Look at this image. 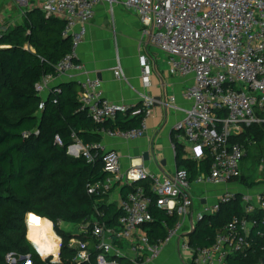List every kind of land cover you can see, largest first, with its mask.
Masks as SVG:
<instances>
[{"label":"built area","instance_id":"1","mask_svg":"<svg viewBox=\"0 0 264 264\" xmlns=\"http://www.w3.org/2000/svg\"><path fill=\"white\" fill-rule=\"evenodd\" d=\"M15 1L21 5L35 1L47 16L63 20V36L72 41L70 54L56 65V75L47 76L36 85L39 95L50 92L57 79L72 73L86 74L77 55L87 37V27L95 19L100 4L113 7L117 3V0ZM124 7L138 16L142 40L166 56L168 74L193 78L183 92L188 108L177 107L174 97L165 105L173 111L184 112V120L176 130L194 145L192 159L210 160L208 173L201 174L196 183L215 186L238 183L245 172L247 149L236 139H242L250 128L264 126V0H126ZM5 30L0 27V35ZM139 65L142 82L148 88L152 74L148 58L141 56ZM114 76L125 79L121 66L116 68ZM101 84L99 79L87 75L79 93L82 108L102 126L101 135L123 141L143 138L157 101L143 95L140 106L112 103L104 98ZM44 107L41 102L39 111ZM119 117L124 122L139 118L140 126L127 130L107 127L115 125ZM56 141L62 145L59 137ZM68 155L75 159L82 157L89 165L99 163L107 176L87 185L88 195L96 198V204L101 207L96 206L92 217L73 225L77 233H73L67 248L76 254L66 264L150 262L163 244L183 234L179 215H192L191 224L195 228L209 217L223 215L237 202L241 203L243 213L232 215L211 246H193L187 240L181 244L182 251L191 264H229L230 257L248 259L250 255L264 254V191L255 200L240 192L225 193L215 205L205 206L193 217L192 181L184 169L164 178L152 175L143 166L131 165L124 169L121 155L102 142L85 145L77 140ZM263 169L264 157L258 171ZM147 179L148 190L141 186L130 190L119 203L112 199L119 188L132 187ZM111 205L116 206L118 215L110 214L112 217L108 218ZM153 207L161 208L169 216L178 214L175 226L168 227L165 223L166 240L159 245L152 244L148 232L154 218ZM85 238L94 241L95 254ZM27 258L25 264H31ZM7 261L16 263L13 254L7 256ZM52 261L63 264L59 256Z\"/></svg>","mask_w":264,"mask_h":264},{"label":"trees","instance_id":"2","mask_svg":"<svg viewBox=\"0 0 264 264\" xmlns=\"http://www.w3.org/2000/svg\"><path fill=\"white\" fill-rule=\"evenodd\" d=\"M64 28L63 20L33 9L25 13L21 24L3 27L6 30L0 35V264H10L6 257L11 254L14 264H25L23 257H29L31 264H54L52 258L42 259L31 244L44 255L57 251V236L48 221L54 223L63 238L61 258L66 264L76 251L67 248L71 237L58 229V223L78 225L95 214L96 206L101 207L96 198L88 195L87 185L106 178L102 165H89L82 157L68 155L77 140L85 145L103 141L99 131L102 126L79 102L80 86L62 83L39 111L43 101L36 85L43 78L56 75V65L71 52L72 41L63 36ZM140 121L136 118L124 122L119 117L115 125L107 127L127 130L139 127ZM57 137L62 145L57 143ZM236 140L246 148L250 140L262 143L264 126L250 128L242 139ZM176 157L178 169L188 171L190 177L208 170L207 158L186 157L180 144H176ZM141 186L148 190L149 179L123 187V196ZM152 213L148 232L152 244L159 245L166 240L165 223L175 226L178 214L169 216L157 207L152 208ZM235 213H243L240 202L227 208L223 215L199 224L191 236L192 245L211 246L218 231ZM27 214H33L28 217L31 242L27 238ZM108 214L118 215L116 206L111 205ZM84 240L95 254L94 241ZM263 256L245 260L230 257L229 264H259Z\"/></svg>","mask_w":264,"mask_h":264},{"label":"crops","instance_id":"3","mask_svg":"<svg viewBox=\"0 0 264 264\" xmlns=\"http://www.w3.org/2000/svg\"><path fill=\"white\" fill-rule=\"evenodd\" d=\"M125 1L117 0L113 7L107 3H102L97 7L96 17L87 27L88 34L78 51L77 61L84 66V72L90 78L101 81V91L107 101L129 106H140L143 95L157 101L154 114L147 121L146 134L143 138L137 141H123L102 136V143L121 155L124 169L129 168L131 165L143 166L152 175L161 178L170 177L177 170H180L177 166L176 144H180L185 148L184 152L188 158L189 149L186 147L187 142L185 139L176 130L177 126L184 120V112L168 109L165 104L170 101L171 97H174L177 107L188 108V104L183 98V92L193 82V78L172 77L168 74L166 56L142 40L140 20L135 13L124 7ZM36 4L35 1H30L27 5H21L15 0H0V27H13L21 24L27 11L39 9ZM18 6L24 8L21 14L17 8ZM6 20L11 21L12 24L2 26L6 25ZM141 56H146L152 67L148 88H145L142 82V70L139 65ZM118 66L123 69L124 80H118L114 76V71ZM86 74L72 73L69 76L60 78V80H55L51 85L52 88H50L59 89L54 87H58L62 83L72 82L81 88L82 82L87 77ZM48 95H50L48 91L40 95L43 102ZM209 167L206 173H198L194 178L191 175L194 202L192 207L193 217H196L205 206L215 205L219 197L225 193L240 192L255 200L264 191V180H260L257 186L249 188L239 183L218 186L196 183V179L201 174L208 173ZM122 191L123 187L112 195V199L117 200V203L123 198ZM179 222L183 224V234L163 244L157 257L144 264H191L187 255L182 251L181 244L187 240L192 244L190 234L197 226L193 228L191 224L192 215L186 217L179 215ZM48 223L51 232L57 234L54 242L59 247L55 253L46 254L45 258L54 259L58 256L61 258L63 238L58 235L54 223L50 221ZM59 223L58 229L71 237L72 230H67L70 229L68 228L70 224ZM6 262H8L7 257Z\"/></svg>","mask_w":264,"mask_h":264},{"label":"rangeland","instance_id":"4","mask_svg":"<svg viewBox=\"0 0 264 264\" xmlns=\"http://www.w3.org/2000/svg\"><path fill=\"white\" fill-rule=\"evenodd\" d=\"M17 8H18V10H20V14H21V11L24 10V8L22 6H18ZM5 22H7V23H5L6 25H2V24L1 25L2 26H9L10 24H12V22L9 21V20H6ZM11 27L12 26H9V27H6V28H11ZM54 90H57V89H52L50 91V93L52 91H54ZM43 103L45 104V102H43ZM240 143H242V142H240ZM186 147L189 149L188 150L189 158H194L195 157V154L193 153V150L195 148L194 145H192V144L187 142L186 143ZM246 149H247V158H246V161H244V164H243L244 165V170H246V171L244 172L243 178L240 181H238V183L242 184L243 186L245 185V187L249 188V187L257 186L259 184L258 182L260 180H264V169H263L262 172L258 171V165L261 164L262 158L264 157V142L257 143L255 141L250 140L249 141V146ZM185 155H186V153H185ZM245 181L247 183H245ZM26 219H27V216H26ZM26 225H27V223H26ZM68 228H70V229H67V230H72V232H71L72 235H73L74 232L77 233V231H76V229H74L73 225H71V224L68 225ZM28 233H29V229L27 227V236H28ZM44 256H46V255H44ZM252 256L253 255H250V257H252ZM243 260H245V259H243ZM144 263L145 262H141L139 264H144Z\"/></svg>","mask_w":264,"mask_h":264},{"label":"water","instance_id":"5","mask_svg":"<svg viewBox=\"0 0 264 264\" xmlns=\"http://www.w3.org/2000/svg\"><path fill=\"white\" fill-rule=\"evenodd\" d=\"M54 88H59V86L58 87H54ZM49 97H50V95H48V97L45 99V101H44L45 103L47 102ZM195 232H196V229H194V231L190 234V236H193L195 234ZM27 259H28L27 257H23L22 258V260H24V261H26ZM261 264H264V258L261 260Z\"/></svg>","mask_w":264,"mask_h":264}]
</instances>
